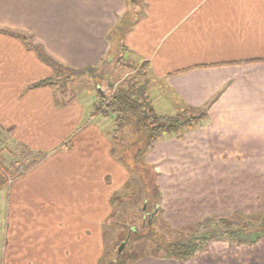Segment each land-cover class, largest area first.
Segmentation results:
<instances>
[{
    "label": "crops",
    "instance_id": "1",
    "mask_svg": "<svg viewBox=\"0 0 264 264\" xmlns=\"http://www.w3.org/2000/svg\"><path fill=\"white\" fill-rule=\"evenodd\" d=\"M119 25L129 59L150 64L157 113L207 115L147 154L161 193L151 218L191 227L264 215V0H0V145L51 152L0 189V264H102L110 200L130 172L95 102L61 99L58 84L30 88L59 75L29 43L66 67H97ZM128 264H264V240L215 241L189 261L151 250Z\"/></svg>",
    "mask_w": 264,
    "mask_h": 264
},
{
    "label": "trees",
    "instance_id": "2",
    "mask_svg": "<svg viewBox=\"0 0 264 264\" xmlns=\"http://www.w3.org/2000/svg\"><path fill=\"white\" fill-rule=\"evenodd\" d=\"M125 35L126 27L123 28L119 25V31L114 27L108 35L110 50L107 57L102 60L101 65L87 66L83 69H72L60 64L41 45L29 43V47L35 51L44 64L51 67L57 74L65 73V78L68 80H79L78 78L82 77L96 89L95 103L97 106H95L93 116L100 115L111 118L112 129L111 132L109 131V137L113 143L112 153L118 155V161L128 168L129 172L142 173L143 180L150 186L152 194L150 198H154L152 213H156L161 202V193L157 183V173L147 162V154L162 138L172 135L181 139L186 131L203 126L207 115L204 111L196 112L189 107H184L174 115L158 114L150 95L152 78L150 64L147 62L138 64L134 59H129L127 48L123 44ZM121 63H126L127 66L136 70L135 79L128 87L115 88L109 83V94L106 95V92L100 89V85L102 81L109 80ZM107 64H113V66L107 67ZM105 68H108L106 72ZM56 80L53 77L45 78L31 84L30 88L56 85L58 84ZM88 93L90 94V92ZM72 96H76V94L72 93ZM130 138L132 141H127ZM68 148L67 143L59 147L62 151H66ZM7 151L16 159L8 166L5 165L4 157V153ZM119 152H121V157H119ZM47 157V153L33 151L22 144H16L12 151L7 146L0 145V189L26 174ZM19 163L26 165H23L19 170ZM145 174H150V176ZM237 217H239L238 220L237 218H235L236 220L219 218L197 223L190 228V232L182 233L184 239L180 240H169L154 231L148 238H151L154 252L163 253L165 258L177 261H189L195 258L207 250L214 241H227L231 246L240 247L256 245L264 240V215L244 216L242 214ZM149 227L155 228L152 223H149ZM128 257L122 250L119 256L120 263L128 264L133 258L136 259L137 255Z\"/></svg>",
    "mask_w": 264,
    "mask_h": 264
},
{
    "label": "rangeland",
    "instance_id": "3",
    "mask_svg": "<svg viewBox=\"0 0 264 264\" xmlns=\"http://www.w3.org/2000/svg\"><path fill=\"white\" fill-rule=\"evenodd\" d=\"M113 64H107V67L113 66ZM105 69L106 72L108 68ZM136 74L137 72L134 68L127 66L126 63H121L115 73L109 77V80L102 81L100 89L105 91L106 95H108L109 83L114 85L115 88L128 87V85L134 81ZM58 75L56 81H58L59 89L61 92H65L64 95H61V99H66L67 94L69 96L73 93L79 96L81 93L85 99L90 102H96V89L82 77L78 78L79 80H68L65 78V73L60 72ZM87 92H90V95H87ZM95 106H97V104H95ZM108 119L110 120L111 118ZM82 127L83 125L79 128ZM130 139L127 141L131 142L132 139ZM66 143L69 145V140H67ZM13 149L14 148H11L9 150L12 151ZM55 151H57V149H55ZM43 153L49 155L51 152ZM4 157L6 159V166L16 161V159L10 155L9 151L4 153ZM119 163L125 168L121 162ZM18 165H20L18 169L21 170L23 165L26 164L19 163ZM151 168L155 171L153 166H151ZM125 170L128 171V168H125ZM149 171L151 170L149 169ZM129 175V181L125 184V190L127 191H116L110 200L109 215L103 224L104 237H101L102 250L105 251V255L101 260L102 264H122L119 258V252H121V250H124L129 257L136 256L140 252L141 254H147V252L151 251L153 248L151 238H148V236L153 233L152 231L158 232L161 236L175 241L184 239L182 233L187 234L191 231L190 228L193 227H173L168 224L161 212H157L156 217L151 218L154 198H150L152 197L150 186L143 180L141 172L138 173L134 171L130 172ZM145 175L150 176V174ZM149 223L154 224L155 228L151 229ZM95 239L96 237H92L93 250H95Z\"/></svg>",
    "mask_w": 264,
    "mask_h": 264
}]
</instances>
